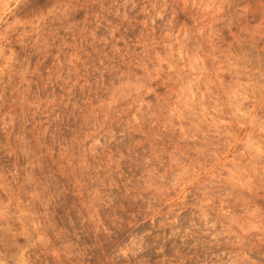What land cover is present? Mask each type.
<instances>
[{"label": "clouds", "instance_id": "1", "mask_svg": "<svg viewBox=\"0 0 264 264\" xmlns=\"http://www.w3.org/2000/svg\"><path fill=\"white\" fill-rule=\"evenodd\" d=\"M38 261L264 264V0H0V264Z\"/></svg>", "mask_w": 264, "mask_h": 264}, {"label": "rangeland", "instance_id": "2", "mask_svg": "<svg viewBox=\"0 0 264 264\" xmlns=\"http://www.w3.org/2000/svg\"><path fill=\"white\" fill-rule=\"evenodd\" d=\"M4 162H6V161H4ZM46 163H48V162H46ZM48 167L51 168L52 164L48 163ZM65 207H70V203H69V205H65ZM38 264H42V261H38Z\"/></svg>", "mask_w": 264, "mask_h": 264}]
</instances>
